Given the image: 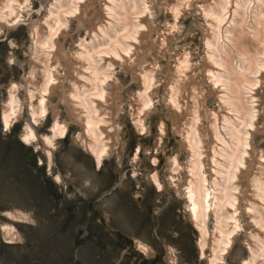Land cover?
I'll return each mask as SVG.
<instances>
[{
	"label": "bare ground",
	"instance_id": "1",
	"mask_svg": "<svg viewBox=\"0 0 264 264\" xmlns=\"http://www.w3.org/2000/svg\"><path fill=\"white\" fill-rule=\"evenodd\" d=\"M165 4L170 22L163 28L155 22L148 0H43L38 17L27 23L29 71L21 83L5 87L3 130L20 117L17 93L22 88L30 112L21 139L51 147L55 138L65 136L67 123L61 121V112L53 108L49 135L38 138L34 126L46 116L49 98L55 96L83 131L76 139L98 166L116 139L121 87L114 68L127 70L138 89L128 100L135 128L145 132L144 121L155 98L163 111L157 122L159 139L164 130L172 129L179 136L178 149L187 154L185 169L173 154L167 167L173 173L185 172L184 197L199 232L200 255L208 247L207 264H226L233 238L248 225V254L241 264H264V150L256 159L253 147L254 135L264 138V0ZM29 10V0H0V28L14 29ZM191 10L204 26V52L196 61L188 48L178 53L172 44L181 42L178 21ZM71 17L86 30L72 49L64 46V38H71ZM11 62L8 57L7 65ZM209 98L217 107H209ZM104 131L109 132L106 140ZM47 155L50 159L49 151ZM151 180L158 191L165 188L155 172ZM173 189L177 192L180 185ZM6 216L20 218L15 213ZM210 218L212 228L207 225ZM245 218L248 222L242 224ZM0 229L7 240L16 238L12 226ZM137 247L149 252L141 243Z\"/></svg>",
	"mask_w": 264,
	"mask_h": 264
},
{
	"label": "rangeland",
	"instance_id": "2",
	"mask_svg": "<svg viewBox=\"0 0 264 264\" xmlns=\"http://www.w3.org/2000/svg\"><path fill=\"white\" fill-rule=\"evenodd\" d=\"M148 1L155 22L164 28L165 22H170L164 12L165 0ZM29 2L23 23L9 31L0 28V115L6 84L21 83L29 71L27 23L38 17L36 11L43 0ZM177 26L182 40L172 43L173 48L178 53L188 48L196 61L204 52L202 20L191 10L182 15ZM67 28L71 38H64V46L72 49L86 30L78 28L72 17ZM8 57L12 59L10 66ZM114 70L121 87L113 133L116 139L98 166L76 139L83 131L73 124L66 106L55 96L49 98L46 116L34 126L38 138L49 135L53 108L61 112V121L67 123L65 136L55 138L51 147L42 146L39 140L21 139L30 112L22 88L17 93L19 119L8 130H3L0 119V228L8 224L16 235L7 240L0 229V264H207L211 251L205 248L203 257L199 252V232L189 218L184 197L185 172L173 173L167 167L172 154L183 169L186 167L187 154L177 146L179 136L169 129L159 139L157 122L163 111L155 98L154 108L144 121L145 132L135 128L128 100L138 89L127 70L118 66ZM208 104L217 107L213 98ZM105 136L109 132L104 131L106 140ZM253 147L259 159L264 138L254 135ZM154 172L165 187L161 191L152 183ZM176 185H180L177 192L173 189ZM206 186L211 189L209 183ZM8 213L20 218L12 220ZM246 222L248 218L242 224ZM213 223L208 219V228ZM243 228L242 235L233 238L226 264H241L247 257L244 235L251 227ZM138 243L147 246L149 252L142 253Z\"/></svg>",
	"mask_w": 264,
	"mask_h": 264
}]
</instances>
